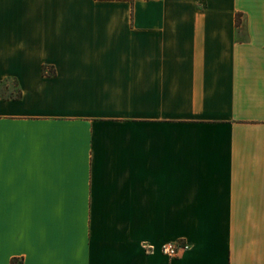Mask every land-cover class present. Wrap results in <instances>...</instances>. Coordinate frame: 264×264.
Wrapping results in <instances>:
<instances>
[{"label":"crops","instance_id":"obj_1","mask_svg":"<svg viewBox=\"0 0 264 264\" xmlns=\"http://www.w3.org/2000/svg\"><path fill=\"white\" fill-rule=\"evenodd\" d=\"M12 259L264 264V0H0Z\"/></svg>","mask_w":264,"mask_h":264},{"label":"built area","instance_id":"obj_2","mask_svg":"<svg viewBox=\"0 0 264 264\" xmlns=\"http://www.w3.org/2000/svg\"><path fill=\"white\" fill-rule=\"evenodd\" d=\"M189 247V243L183 241H168L162 244V252L168 255H178L183 250Z\"/></svg>","mask_w":264,"mask_h":264},{"label":"trees","instance_id":"obj_3","mask_svg":"<svg viewBox=\"0 0 264 264\" xmlns=\"http://www.w3.org/2000/svg\"><path fill=\"white\" fill-rule=\"evenodd\" d=\"M236 22L239 23V13H237V16H236ZM11 264H16L15 259H12V260H11Z\"/></svg>","mask_w":264,"mask_h":264},{"label":"rangeland","instance_id":"obj_4","mask_svg":"<svg viewBox=\"0 0 264 264\" xmlns=\"http://www.w3.org/2000/svg\"><path fill=\"white\" fill-rule=\"evenodd\" d=\"M3 83H5V82H3Z\"/></svg>","mask_w":264,"mask_h":264}]
</instances>
